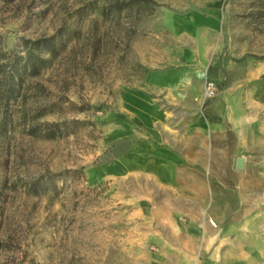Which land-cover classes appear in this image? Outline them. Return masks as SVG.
<instances>
[{"label":"rangeland","instance_id":"obj_1","mask_svg":"<svg viewBox=\"0 0 264 264\" xmlns=\"http://www.w3.org/2000/svg\"><path fill=\"white\" fill-rule=\"evenodd\" d=\"M49 36L57 50L37 73L12 93L0 81V264H147L160 235L151 203L170 192L143 171H113L145 139L126 96L157 93L168 109L146 77L185 66L192 85L211 79L219 93L245 79L254 96L264 85V0H0L10 63L24 40ZM54 127L61 133L47 138ZM250 156L264 163V147ZM38 177L55 189L30 192ZM250 233L264 245V227ZM250 254L264 258V246Z\"/></svg>","mask_w":264,"mask_h":264},{"label":"crops","instance_id":"obj_2","mask_svg":"<svg viewBox=\"0 0 264 264\" xmlns=\"http://www.w3.org/2000/svg\"><path fill=\"white\" fill-rule=\"evenodd\" d=\"M190 79L187 66L147 75L152 91L163 92L166 110L158 106L157 93L126 96L145 139L116 157L113 171H143L170 192L151 203L159 209L154 220L160 235L147 264L264 262L250 254V248L264 246L258 234L250 239V231L264 227V170L259 169L264 163L250 156L264 147V85L250 98L244 89L248 81L240 79L200 105L194 98L202 83L192 85ZM238 157L244 160L242 169L235 168Z\"/></svg>","mask_w":264,"mask_h":264},{"label":"trees","instance_id":"obj_3","mask_svg":"<svg viewBox=\"0 0 264 264\" xmlns=\"http://www.w3.org/2000/svg\"><path fill=\"white\" fill-rule=\"evenodd\" d=\"M149 1L151 0H135L138 7L147 5ZM24 43L26 47L25 53L15 54L11 63L0 52V57H3L2 59L4 60V62H0V81L7 82L11 93L14 88L13 84H21L26 73L34 74L38 72L39 66L45 61L42 60V55L46 52L55 53L57 50L54 36L41 37L33 41L24 40ZM58 133H61L60 128L54 127L48 129L45 135L47 138H54ZM54 187L55 182L50 177H38L27 184V189L32 193L53 190L55 189Z\"/></svg>","mask_w":264,"mask_h":264},{"label":"built area","instance_id":"obj_4","mask_svg":"<svg viewBox=\"0 0 264 264\" xmlns=\"http://www.w3.org/2000/svg\"><path fill=\"white\" fill-rule=\"evenodd\" d=\"M218 94V86L214 80L206 79L200 95L194 98L200 105Z\"/></svg>","mask_w":264,"mask_h":264},{"label":"water","instance_id":"obj_5","mask_svg":"<svg viewBox=\"0 0 264 264\" xmlns=\"http://www.w3.org/2000/svg\"><path fill=\"white\" fill-rule=\"evenodd\" d=\"M243 163H244L243 158H241V157L236 158L235 168L236 169H242L243 168Z\"/></svg>","mask_w":264,"mask_h":264}]
</instances>
